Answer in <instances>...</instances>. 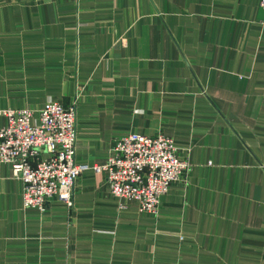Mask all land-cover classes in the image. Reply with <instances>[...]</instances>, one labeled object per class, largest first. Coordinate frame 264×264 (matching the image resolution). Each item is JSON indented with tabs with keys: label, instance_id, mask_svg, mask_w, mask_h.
I'll return each instance as SVG.
<instances>
[{
	"label": "crops",
	"instance_id": "obj_1",
	"mask_svg": "<svg viewBox=\"0 0 264 264\" xmlns=\"http://www.w3.org/2000/svg\"><path fill=\"white\" fill-rule=\"evenodd\" d=\"M258 2L0 0V109L78 92L76 162H105L118 136L161 132L190 164L153 214L92 169L71 206L53 196L24 208L0 161V264H264Z\"/></svg>",
	"mask_w": 264,
	"mask_h": 264
},
{
	"label": "built area",
	"instance_id": "obj_2",
	"mask_svg": "<svg viewBox=\"0 0 264 264\" xmlns=\"http://www.w3.org/2000/svg\"><path fill=\"white\" fill-rule=\"evenodd\" d=\"M263 10L264 0H259ZM0 161L11 165V175L22 182V206L45 209L55 196L73 203L75 179L85 170L104 171L110 193L133 199L140 211L156 214L169 186L185 179L190 164L179 158L173 138L158 132H130L113 141L105 162L75 161L76 101H47L36 111L29 107L0 109ZM34 115L36 119L33 120ZM121 206H124L120 202Z\"/></svg>",
	"mask_w": 264,
	"mask_h": 264
},
{
	"label": "rangeland",
	"instance_id": "obj_3",
	"mask_svg": "<svg viewBox=\"0 0 264 264\" xmlns=\"http://www.w3.org/2000/svg\"><path fill=\"white\" fill-rule=\"evenodd\" d=\"M77 97H78V92L73 96L72 99H75V101H77ZM76 110H77V108H76Z\"/></svg>",
	"mask_w": 264,
	"mask_h": 264
}]
</instances>
